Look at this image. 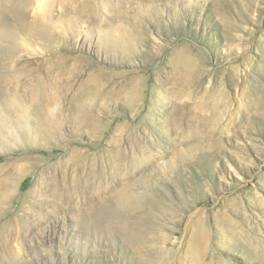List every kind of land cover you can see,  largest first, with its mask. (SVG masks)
<instances>
[{"label": "rangeland", "instance_id": "rangeland-1", "mask_svg": "<svg viewBox=\"0 0 264 264\" xmlns=\"http://www.w3.org/2000/svg\"><path fill=\"white\" fill-rule=\"evenodd\" d=\"M0 108V264H264V0H0Z\"/></svg>", "mask_w": 264, "mask_h": 264}, {"label": "bare ground", "instance_id": "bare-ground-1", "mask_svg": "<svg viewBox=\"0 0 264 264\" xmlns=\"http://www.w3.org/2000/svg\"><path fill=\"white\" fill-rule=\"evenodd\" d=\"M190 75V74H189ZM188 75V76H189ZM9 110L0 108V152H4L6 150L12 149L13 147H17L19 143H22L21 137L19 136V132L16 131L17 124L12 120L11 114L9 117L4 116V113H9ZM11 125L13 127L11 128ZM20 161H24L25 163H19ZM3 172V187L6 191L4 194L8 197H11L16 208L20 209L23 204V195L14 193V187H16L20 180L26 179L30 176L39 175L42 173L40 170V165L38 164V159L34 156H30L27 152L26 155L20 156L18 158H13L11 161L4 163L2 166ZM5 173H8L5 175ZM9 175V176H8ZM19 188L21 184L18 185ZM16 212L15 210L10 211Z\"/></svg>", "mask_w": 264, "mask_h": 264}]
</instances>
